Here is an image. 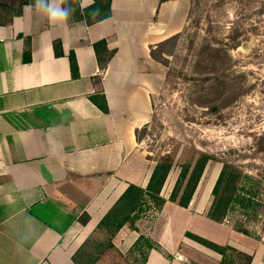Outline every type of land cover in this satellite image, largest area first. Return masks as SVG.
<instances>
[{
    "label": "crops",
    "instance_id": "1",
    "mask_svg": "<svg viewBox=\"0 0 264 264\" xmlns=\"http://www.w3.org/2000/svg\"><path fill=\"white\" fill-rule=\"evenodd\" d=\"M24 1L0 0L21 10L0 8V264H75L126 191L149 184L154 164L137 134L150 124L165 82L152 51L183 32L190 0H111L108 19L87 24L72 16L63 26L41 22L25 7L33 0L20 8ZM101 41L115 53L104 70L93 47ZM162 197L167 203L152 227L164 214L156 241L163 251L151 250L145 264H186L172 250L189 244V232L204 236L195 222L220 225L198 192L189 209ZM140 237L128 223L113 249L124 256Z\"/></svg>",
    "mask_w": 264,
    "mask_h": 264
},
{
    "label": "rangeland",
    "instance_id": "2",
    "mask_svg": "<svg viewBox=\"0 0 264 264\" xmlns=\"http://www.w3.org/2000/svg\"><path fill=\"white\" fill-rule=\"evenodd\" d=\"M195 3L181 41L177 45L166 42L155 51L165 70V82L155 99L150 124L139 137L154 168L162 158L169 156L174 161L160 196L164 192L168 202L175 205L178 204L170 197L182 169L200 155L212 157L195 192L208 214L212 192L225 163L240 174L264 176V0H194ZM167 74H172L170 82L166 81ZM214 83L218 86L216 96H208L209 86ZM209 97L211 101L215 99L211 102L216 106L214 111L207 107ZM261 188L264 190V185ZM154 206L151 204L153 209ZM157 212L145 209L137 216L139 221L130 222L131 229L141 237L124 256L108 248L104 231L89 239L90 253L96 256L103 251L107 255L104 264H143L151 250L163 251L156 241L162 235L164 214L152 227ZM176 217L185 219L178 214ZM239 221L237 215H232L218 227L198 220L195 229L204 236L189 232V244L172 251L176 256L180 254L186 264H222L219 253L201 244L205 241L229 247L226 264H245L240 253L252 256L251 264H264V219L248 224L253 236L235 230ZM139 222L144 226L138 229L135 226Z\"/></svg>",
    "mask_w": 264,
    "mask_h": 264
},
{
    "label": "trees",
    "instance_id": "3",
    "mask_svg": "<svg viewBox=\"0 0 264 264\" xmlns=\"http://www.w3.org/2000/svg\"><path fill=\"white\" fill-rule=\"evenodd\" d=\"M27 1L28 0H25L23 3H21L20 8L25 5ZM70 2L75 8L73 17H75L77 22L85 21V23L87 24H93L95 22H100L102 20L108 19L111 15V0H95L94 5L84 12H81L80 0H70ZM194 6H197L196 3L194 4V0H190V12L193 8H195ZM0 8L5 9L10 13L14 12L15 16L21 15L20 9L13 10L5 5H0ZM97 9L99 10L98 14L93 15V13H95ZM190 12L188 15L187 24L183 32L165 41L164 43L174 42V44L177 45L181 41L188 27V22L191 17ZM2 22H4V20L1 19L0 23ZM232 40L234 41V38H232ZM164 43L160 44L157 49L164 45ZM59 46V42L55 43L54 49L57 51ZM93 47L96 52L99 65L101 69L104 70L107 63L115 53L107 51L106 41H101L93 45ZM207 48L210 49V51H218L216 49L213 50L209 47ZM155 51H152V57L157 62L161 63L155 57ZM56 54L57 56L62 55L58 52ZM200 54L201 50L199 51V55ZM69 60L72 76L73 78H78L79 72L74 53L70 54ZM171 76L172 74H167V82H170ZM173 76L176 77L175 75ZM216 83L209 86V90L207 92L208 96H216V94H214V92H216L218 88ZM93 101L103 112H108L107 105L105 103L101 104L97 99H93ZM214 101L215 99H212L211 101L210 97L206 99V102H208L207 107L212 111L216 109V106L212 105L211 103H214ZM139 133L137 134V138L140 142L141 139L139 137ZM148 160L150 161L151 159L149 158ZM211 160L212 157H210L209 155H200L192 165H188L187 167L182 169L179 179L171 194V202H176L181 208H188V205L192 201L198 185L203 177L205 169ZM173 165L174 161L169 156L162 158L160 161H157L147 188L144 190L142 188L131 186L126 191L124 196L119 200V202L115 205V207L103 219L98 227V231L106 232L108 236V248H113L112 240L115 235L126 224L138 220L140 217L137 216L141 213H144L145 209L146 211L155 209L160 211L163 208V206L165 205V200L160 195L173 168ZM262 185H264V176L260 175L254 177L251 175H243L234 170L229 163H225L223 170L220 173V176L214 186L212 192L213 201L211 208L208 211L207 217L214 223L223 224L224 222L229 221L232 215H237L240 221L236 225L235 230L243 235L253 236V232H251L248 224L251 222H262V219H264V190H262L263 188H261ZM151 204L155 205L154 209L153 207H151ZM89 244L90 241L88 240L76 253L73 258L75 264H95L103 254V251H100L98 255L93 256L88 249ZM201 244L204 246L207 245L209 249H212L215 252L219 253L222 256V264H226L225 253L229 249V247L220 248L215 244H211L205 241H202ZM240 256L246 259L245 264H251L253 259L252 256L243 253H240ZM145 262L146 260L143 264H145Z\"/></svg>",
    "mask_w": 264,
    "mask_h": 264
},
{
    "label": "clouds",
    "instance_id": "4",
    "mask_svg": "<svg viewBox=\"0 0 264 264\" xmlns=\"http://www.w3.org/2000/svg\"><path fill=\"white\" fill-rule=\"evenodd\" d=\"M95 0H81L83 10L91 6ZM35 18L52 26H63L69 22L75 12L70 0H33L32 4L25 6ZM98 9L93 15L98 14Z\"/></svg>",
    "mask_w": 264,
    "mask_h": 264
},
{
    "label": "built area",
    "instance_id": "5",
    "mask_svg": "<svg viewBox=\"0 0 264 264\" xmlns=\"http://www.w3.org/2000/svg\"><path fill=\"white\" fill-rule=\"evenodd\" d=\"M180 259V258H179Z\"/></svg>",
    "mask_w": 264,
    "mask_h": 264
}]
</instances>
